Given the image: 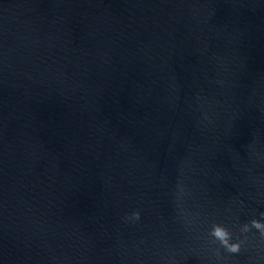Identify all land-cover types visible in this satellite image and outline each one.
Segmentation results:
<instances>
[{
    "label": "water",
    "instance_id": "water-1",
    "mask_svg": "<svg viewBox=\"0 0 264 264\" xmlns=\"http://www.w3.org/2000/svg\"><path fill=\"white\" fill-rule=\"evenodd\" d=\"M262 214L264 0H0V264H264Z\"/></svg>",
    "mask_w": 264,
    "mask_h": 264
},
{
    "label": "clouds",
    "instance_id": "clouds-1",
    "mask_svg": "<svg viewBox=\"0 0 264 264\" xmlns=\"http://www.w3.org/2000/svg\"><path fill=\"white\" fill-rule=\"evenodd\" d=\"M264 215V214H262ZM131 219L139 220L140 213L136 211L132 213ZM255 228L260 230L261 234L264 235V222L260 220L253 219L250 224L246 223L242 226V232H248L251 228ZM211 237L214 238L215 241H219L220 244L231 253H238L241 249L242 242H232V233L229 231L227 227L220 223H214L211 227V231L209 233Z\"/></svg>",
    "mask_w": 264,
    "mask_h": 264
}]
</instances>
